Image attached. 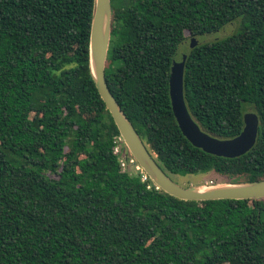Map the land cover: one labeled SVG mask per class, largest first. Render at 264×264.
<instances>
[{"label":"trees","instance_id":"trees-1","mask_svg":"<svg viewBox=\"0 0 264 264\" xmlns=\"http://www.w3.org/2000/svg\"><path fill=\"white\" fill-rule=\"evenodd\" d=\"M111 5L107 82L163 170L264 180V0ZM94 10L95 0H0V264H264V199L180 200L122 170L90 70ZM235 22L193 47L184 73L188 109L211 135L233 139L258 114L255 146L225 158L184 136L170 77L187 32Z\"/></svg>","mask_w":264,"mask_h":264},{"label":"water","instance_id":"water-1","mask_svg":"<svg viewBox=\"0 0 264 264\" xmlns=\"http://www.w3.org/2000/svg\"><path fill=\"white\" fill-rule=\"evenodd\" d=\"M112 32L113 10L111 0H95L89 49L91 74L126 147L157 188L185 201L264 199V180L230 183L225 186H212L208 190H201L196 186H181L163 170L109 88L106 67ZM218 33L198 36L201 40L200 44L206 43L205 40L216 39ZM189 52L183 54L180 60L178 57V60L175 59L170 77L172 107L181 131L193 146L208 154L225 158H237L245 155L257 142L260 125L258 114L247 112L244 115L245 127L243 132L233 139H220L203 130L192 117L184 97L185 63Z\"/></svg>","mask_w":264,"mask_h":264},{"label":"rangeland","instance_id":"rangeland-1","mask_svg":"<svg viewBox=\"0 0 264 264\" xmlns=\"http://www.w3.org/2000/svg\"><path fill=\"white\" fill-rule=\"evenodd\" d=\"M237 23L235 22L233 24H228L222 31H220L216 37V39L210 40L214 41L217 39H224L232 34L237 30ZM213 35V34H212ZM187 37L188 39L185 41V43L182 45L181 49L179 50L178 55L176 56L179 58V60L182 58V55L185 53H188L189 50L194 46L200 44L201 40L198 37H191L190 33L187 32ZM197 41V43H196ZM206 43L210 42L209 40H205ZM248 112H252V110H249ZM173 179L180 184L181 186L184 187H191V186H196L199 187L201 190H208L213 187H218V186H225L227 184H230V180L226 177H223L217 173L211 172L208 174H197V175H189V176H179V175H174L172 176ZM245 182V181H244ZM238 183V182H237ZM241 183V182H240Z\"/></svg>","mask_w":264,"mask_h":264},{"label":"built area","instance_id":"built-area-1","mask_svg":"<svg viewBox=\"0 0 264 264\" xmlns=\"http://www.w3.org/2000/svg\"><path fill=\"white\" fill-rule=\"evenodd\" d=\"M123 138L119 137L115 142L114 151L117 155H119L120 163L123 171L128 172H141L142 173V180L147 182L150 177L145 173L142 167L139 165L137 159L130 153L126 145L123 143ZM126 148H124V146ZM151 180V179H150ZM150 188V186H149Z\"/></svg>","mask_w":264,"mask_h":264}]
</instances>
